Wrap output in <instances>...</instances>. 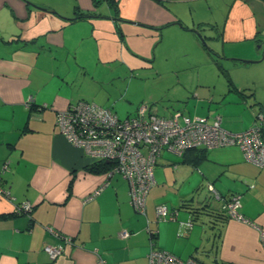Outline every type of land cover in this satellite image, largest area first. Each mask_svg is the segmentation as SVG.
I'll use <instances>...</instances> for the list:
<instances>
[{"label": "crops", "instance_id": "0c3cea01", "mask_svg": "<svg viewBox=\"0 0 264 264\" xmlns=\"http://www.w3.org/2000/svg\"><path fill=\"white\" fill-rule=\"evenodd\" d=\"M205 26L219 32L217 43L251 48L264 35V0H0V185L6 191L0 194V264H98L101 258L149 264L152 246L195 257L207 240L197 224L200 211L211 199L221 207L209 184L224 199L240 195L238 211L245 218L223 222L216 259L264 264V166L247 161L240 147L210 148L201 159L196 157L204 148L182 156L163 150L143 214L130 201L129 183L119 174L91 171L98 161L69 142L56 122L59 111L81 100L119 117V107L124 118L134 115L140 105L128 97L137 72L154 69L166 45L204 53L196 30ZM229 77L230 92L238 95L232 106L212 108L222 100L194 89L201 99L192 110L187 104V115L211 120L218 114L230 131L250 128L255 113L264 112V98ZM106 88L115 98L101 96ZM148 106L161 116L180 111ZM26 201L32 209L17 213ZM159 204L176 218L160 219ZM194 208H200L198 217ZM124 230L129 236L121 235ZM46 245L64 251L51 259Z\"/></svg>", "mask_w": 264, "mask_h": 264}, {"label": "built area", "instance_id": "2783aa9c", "mask_svg": "<svg viewBox=\"0 0 264 264\" xmlns=\"http://www.w3.org/2000/svg\"><path fill=\"white\" fill-rule=\"evenodd\" d=\"M60 132L69 142L82 148L94 161H109L112 168L108 175L119 174L129 183L131 203L135 209L145 214L146 198L155 185V168L163 150L182 156L193 148H215L236 145L245 159L259 167L264 166V123L262 116L245 131L232 132L222 125V117L215 115L211 120L203 116H190L176 111L171 116L152 113L147 104H141L134 115L120 118L111 108L94 102L81 100L68 109L59 111L56 119ZM217 199H222L221 209L230 217L245 220L238 211L240 195L221 198L212 184L208 185ZM97 189L87 197L92 199L99 193ZM0 194L6 191L0 185ZM32 209L26 201L16 206V212ZM160 219L176 218L166 204L157 206ZM49 231L59 236L51 226ZM130 232L122 231L123 237ZM68 241L70 239L68 238ZM51 259L60 256L64 247L46 245ZM149 264H204L195 257L181 258L170 251L151 247ZM98 264H106L101 258Z\"/></svg>", "mask_w": 264, "mask_h": 264}, {"label": "rangeland", "instance_id": "374dc122", "mask_svg": "<svg viewBox=\"0 0 264 264\" xmlns=\"http://www.w3.org/2000/svg\"><path fill=\"white\" fill-rule=\"evenodd\" d=\"M217 33L219 32L214 26L200 28L199 34L203 36L206 44L205 47L202 45L204 53L189 46L166 45L162 50L163 57L160 55L154 69L144 68L137 72L135 76L138 81L133 84L130 91L131 97H128V100L135 106L141 104L157 106L162 113L166 110V106H174L177 110L185 111L187 114V104L190 103L192 110L194 105L199 102L196 99H201L193 96L194 89H200V97L207 98L208 96L209 98L214 95L218 100H222L213 102L212 108L220 110L224 105L232 106L231 102L235 97L238 99V95L230 92L228 77L222 73L220 67L229 72L235 84H238L237 86L248 87L249 92H254L256 96L264 98V35H261V41L253 42V46L249 48L244 44L238 46L235 43L230 45H228L229 43H217L219 38ZM199 34L198 36L201 38ZM245 61L252 62L246 63ZM199 78L203 79L201 83L198 82ZM176 89H180V91L176 92ZM117 92L123 95L118 88ZM109 94H112L114 98L117 95L113 89L110 91L106 88L105 93H101V96L107 98ZM122 98L123 96H120L119 99ZM127 103L131 105L129 102ZM122 108L126 110L125 105ZM115 110L121 114L120 118H124L120 113V107ZM254 122L255 118L252 125ZM201 192L206 194L205 189H201ZM194 203L197 207L198 202ZM208 204V211H200L201 215L197 223L207 230V235L204 237L207 240L200 241L197 245L194 250L195 257L205 264H243L239 261L242 259H235L234 263L224 261L219 256L216 259V247L220 246L219 237L224 223L216 219L215 214L212 213L217 211V202L211 199V203Z\"/></svg>", "mask_w": 264, "mask_h": 264}, {"label": "trees", "instance_id": "16d2710c", "mask_svg": "<svg viewBox=\"0 0 264 264\" xmlns=\"http://www.w3.org/2000/svg\"><path fill=\"white\" fill-rule=\"evenodd\" d=\"M112 3V2H111ZM197 34L200 33V30H196ZM200 35V34H199ZM201 36V35H200ZM201 40H203V42L205 43V40L203 38V36H201ZM206 45V44H205ZM211 50V49H209ZM222 73L226 74V76L228 77V80L230 81V77H229V74L227 73V71L220 67ZM195 149V148H193ZM191 150V149H190ZM207 148H204V149H200V154L197 155V159H201L204 157V153L206 152ZM189 151V150H188ZM113 164L112 163H108L106 161H98V162H93L89 168L91 171L93 172H108L111 168H112ZM221 198H224L222 195H220ZM219 200V199H218ZM222 200V199H220ZM219 200V201H220ZM209 205V204H208ZM207 206V205H206ZM206 206L204 205L203 208H206ZM200 211V208L197 209V208H194V210H192V212H194L196 214V216L198 217L197 213H199ZM208 211V210H206ZM216 212V213H215ZM213 214H215L214 216L220 221L222 222H225L230 216L227 214L226 211L222 210L221 207L220 208H217V211H213L212 212ZM197 217L195 219H197ZM194 220V219H193ZM196 221V220H195Z\"/></svg>", "mask_w": 264, "mask_h": 264}, {"label": "water", "instance_id": "95a60500", "mask_svg": "<svg viewBox=\"0 0 264 264\" xmlns=\"http://www.w3.org/2000/svg\"><path fill=\"white\" fill-rule=\"evenodd\" d=\"M245 62H247V61H245ZM248 62H252V61H248ZM259 116H262V118H263V123H264V112L259 111V112L255 113V119H256L257 117H259ZM107 162L109 163V161H107Z\"/></svg>", "mask_w": 264, "mask_h": 264}]
</instances>
